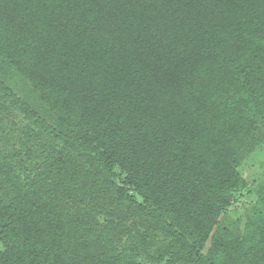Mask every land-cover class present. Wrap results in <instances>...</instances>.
I'll return each mask as SVG.
<instances>
[{
	"label": "trees",
	"instance_id": "16d2710c",
	"mask_svg": "<svg viewBox=\"0 0 264 264\" xmlns=\"http://www.w3.org/2000/svg\"><path fill=\"white\" fill-rule=\"evenodd\" d=\"M0 60V264H264V0H0Z\"/></svg>",
	"mask_w": 264,
	"mask_h": 264
},
{
	"label": "rangeland",
	"instance_id": "374dc122",
	"mask_svg": "<svg viewBox=\"0 0 264 264\" xmlns=\"http://www.w3.org/2000/svg\"><path fill=\"white\" fill-rule=\"evenodd\" d=\"M8 65L9 63L7 61L0 60V75L2 76L4 81L16 92L24 93V91L26 90V94L28 95L29 93L27 91V82L24 78H21L19 75H17V72L14 71V69L9 68ZM21 117V115H17L16 120L21 119ZM240 168L244 172V174L250 178L251 181L255 180V182H260L261 180H264V143L242 163ZM249 209L250 197L239 192L237 193V199L231 204L229 208V218L245 219L249 214ZM156 242L159 244L161 242V239L156 240ZM209 248L210 245L207 244L205 250L208 251ZM150 249L152 251L154 248L152 246L148 247V250ZM157 249H164L165 251V248ZM144 257L145 255H143V258Z\"/></svg>",
	"mask_w": 264,
	"mask_h": 264
}]
</instances>
